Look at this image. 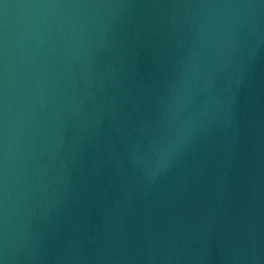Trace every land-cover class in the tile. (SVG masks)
Here are the masks:
<instances>
[{
    "label": "water",
    "instance_id": "water-1",
    "mask_svg": "<svg viewBox=\"0 0 264 264\" xmlns=\"http://www.w3.org/2000/svg\"><path fill=\"white\" fill-rule=\"evenodd\" d=\"M0 264H264V0H0Z\"/></svg>",
    "mask_w": 264,
    "mask_h": 264
}]
</instances>
